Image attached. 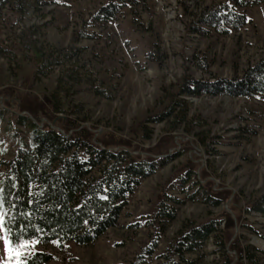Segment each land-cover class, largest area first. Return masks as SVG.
I'll return each mask as SVG.
<instances>
[{
	"label": "rangeland",
	"instance_id": "rangeland-1",
	"mask_svg": "<svg viewBox=\"0 0 264 264\" xmlns=\"http://www.w3.org/2000/svg\"><path fill=\"white\" fill-rule=\"evenodd\" d=\"M225 1L27 0L19 12L10 2H0V42L14 51L0 55V157H10L17 145L30 140L29 121L17 123L20 114L39 117L40 126L48 114L64 116L89 127L95 136L132 143L137 147L133 154H173L141 181L117 224L88 245L67 242L57 248L29 241L13 248L0 211V264H23L21 256L36 251L53 255L48 264H130L156 229L141 225L131 231L128 225L150 219L160 203L174 207L176 214L165 222L148 264L162 260L160 255L180 228L222 213L232 220L230 242L248 245L250 253L239 258L227 244L222 255L209 238L200 264H264V215L246 208L264 192V97L179 92L186 77L231 78L264 58L263 4L236 8L246 15L240 27L221 29L201 22L205 13ZM110 2L117 7L115 14L93 17ZM43 37L92 63L103 79L96 83L101 92L85 82L56 89V67L47 76L36 75L34 53L22 39L39 47ZM172 97L186 101V120L175 121L172 115L144 121ZM179 109L175 106V112ZM140 124L146 132H136ZM172 125L175 129L168 131ZM194 177L223 200L214 205L189 199L185 190ZM226 224L222 220L220 227ZM252 252L257 255L254 261Z\"/></svg>",
	"mask_w": 264,
	"mask_h": 264
},
{
	"label": "trees",
	"instance_id": "trees-1",
	"mask_svg": "<svg viewBox=\"0 0 264 264\" xmlns=\"http://www.w3.org/2000/svg\"><path fill=\"white\" fill-rule=\"evenodd\" d=\"M2 1L10 2L11 9L15 12H19L27 2L0 0ZM249 4L264 5V0H226L205 13L200 20L221 29L229 25L240 27L245 23L246 15L236 8ZM116 11V5L110 2L102 6L93 17L99 20L110 18ZM22 43L34 53L36 75L47 76L50 68H59L56 89L67 83L85 82L92 86L95 93L101 92L100 84H96L103 81L100 71L95 70L92 63L80 61L77 53H72L63 46H52L45 37L39 47L30 45L24 38ZM17 48H20L19 45ZM9 52L14 51L0 42V55ZM179 92L190 95L207 93L264 97V58L248 66L241 75L231 78L217 77L213 81H202L186 77ZM175 106L180 108L179 111L175 112ZM187 112L186 101L172 97L160 111L144 121H161L172 115L175 121L186 120ZM26 121H29V142L17 145L10 157H0V168H3L0 171L2 227L13 248L29 241L57 248H63L67 242L79 245L93 243L117 224L128 204V198L141 181L162 168L173 157V154H133L137 147L132 143L123 139L108 140L105 135L95 136L96 133L89 127L64 116L48 114L46 123L42 126L39 124V117L31 119L22 114L17 116V123L24 125ZM140 125L136 132H146L147 127L141 125V129ZM166 129L173 131L175 125ZM192 182L193 185L185 190L189 199H202L214 205L223 200V195L215 197V192L195 177ZM192 188L193 191H189ZM177 202L179 201L175 200ZM246 208L264 215V192L254 197ZM175 214L174 207L160 203L150 219L135 220L128 225L131 231L141 225L154 226L156 229L155 235L148 233V242L130 260V264L149 263L148 257L157 246V237L164 233L165 222L173 219ZM222 220L227 222L225 228L220 227ZM231 222L227 213H222L213 215L202 223L180 228L166 251L160 255L162 260L158 264H200L203 247L209 238L222 255L229 244L228 249L235 250L238 257L242 258V253H250L249 246L241 248L236 239L230 242ZM188 253L197 256L186 258L185 254ZM249 257L254 261L257 255L252 252ZM225 258L230 261L227 256ZM21 259L23 264H48L53 255L36 251L22 255Z\"/></svg>",
	"mask_w": 264,
	"mask_h": 264
}]
</instances>
